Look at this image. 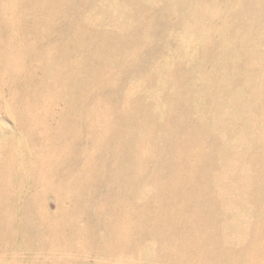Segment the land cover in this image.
I'll return each instance as SVG.
<instances>
[{
  "label": "rangeland",
  "instance_id": "374dc122",
  "mask_svg": "<svg viewBox=\"0 0 264 264\" xmlns=\"http://www.w3.org/2000/svg\"><path fill=\"white\" fill-rule=\"evenodd\" d=\"M0 264H264V0H0Z\"/></svg>",
  "mask_w": 264,
  "mask_h": 264
},
{
  "label": "bare ground",
  "instance_id": "6f19581e",
  "mask_svg": "<svg viewBox=\"0 0 264 264\" xmlns=\"http://www.w3.org/2000/svg\"><path fill=\"white\" fill-rule=\"evenodd\" d=\"M45 49V48H44ZM45 54H46V50H45ZM48 54V53H47ZM21 66V65H20ZM18 68V67H17ZM16 69V68H15Z\"/></svg>",
  "mask_w": 264,
  "mask_h": 264
}]
</instances>
